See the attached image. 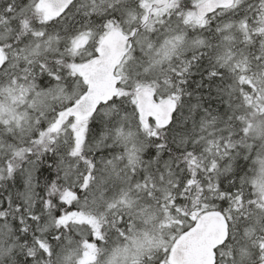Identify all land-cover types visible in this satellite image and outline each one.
Wrapping results in <instances>:
<instances>
[{"label":"snow or ice","instance_id":"snow-or-ice-1","mask_svg":"<svg viewBox=\"0 0 264 264\" xmlns=\"http://www.w3.org/2000/svg\"><path fill=\"white\" fill-rule=\"evenodd\" d=\"M0 264H264V0H0Z\"/></svg>","mask_w":264,"mask_h":264}]
</instances>
